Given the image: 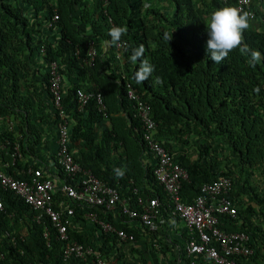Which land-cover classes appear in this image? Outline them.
I'll return each mask as SVG.
<instances>
[{
    "label": "trees",
    "instance_id": "trees-1",
    "mask_svg": "<svg viewBox=\"0 0 264 264\" xmlns=\"http://www.w3.org/2000/svg\"><path fill=\"white\" fill-rule=\"evenodd\" d=\"M229 6L236 7V1L0 0V143L8 141L9 149L1 154L0 164L9 163L2 170L28 178L23 171L30 161L25 158H41L43 144H56L60 116L50 90L49 64L57 60L62 105L70 122L69 146L76 160L116 186L122 198L131 196L130 204L138 195L158 196L160 216L168 228L160 233L164 241L174 237L173 227L181 219L172 215L166 191L154 173L156 165L144 163L149 153L143 123L126 96L131 83L151 105L159 141L189 174L182 185L184 201H193L206 182L231 178L233 188L228 196L236 202L238 213L235 218L219 215L220 226L225 231L248 233L254 252L234 258L239 264H258L264 252V60L251 67L249 57L239 50L220 64L207 56L209 15ZM56 13L59 18L48 26ZM256 20L250 19L243 42L264 56V29H259ZM113 26L127 28L121 39L126 43L121 60L110 42ZM166 32H173L169 44L163 38ZM92 41L97 51L93 60L88 55ZM133 48L143 49L141 58H131ZM143 60L154 71L148 80L137 83L134 76ZM80 90L100 92L106 115L99 111L95 98L84 111H78ZM15 141L24 157L13 165ZM53 160H57L56 151L47 162ZM54 167L60 179L70 180L59 165ZM0 192L4 201L0 210L4 258L0 264H98L95 254L86 260L73 256L65 261L64 243L50 224L37 222L36 211L14 192ZM60 193L54 195L57 208L63 200ZM64 200V205L75 209L68 225L70 238L101 252L108 264L117 258L121 264H149L150 254H172L196 263L203 258L188 256L186 246L192 235L187 227L179 230L177 240L172 239L175 250L161 240L151 249L130 246L114 233L100 232L85 218L92 208L65 196ZM99 214L137 238L145 229L118 210ZM88 223L92 229L86 231ZM47 226L49 238L44 236ZM153 237L160 238L151 232L149 239Z\"/></svg>",
    "mask_w": 264,
    "mask_h": 264
},
{
    "label": "built area",
    "instance_id": "built-area-1",
    "mask_svg": "<svg viewBox=\"0 0 264 264\" xmlns=\"http://www.w3.org/2000/svg\"><path fill=\"white\" fill-rule=\"evenodd\" d=\"M229 1V0H224ZM236 7L250 13V19L256 17V11L252 0H235ZM59 15H55L58 19ZM51 25V23H50ZM119 47L122 44L119 43ZM45 51V48H42ZM96 45L92 41L89 45V57L93 60L96 56ZM120 56V53L118 54ZM50 90L54 96V106L60 116L57 125V160L47 162L43 166L31 163L24 171L28 178L17 177L6 173L0 165V188L9 190L20 196L35 211V220L39 223L47 221L59 240L63 241V258L68 260L71 257L87 259L89 256H96L98 264H108L105 256L100 252H95L91 246H86L76 240H72L68 233V225L72 222L75 209L71 205H64V201H58L60 207H56L54 195L61 192L63 196L72 201L85 204L94 209L104 212H116L121 216H128L137 221L140 225L151 231H157L161 219V201L158 196L144 198L138 195L129 203L128 198H122L119 189L110 185L98 177L91 167L82 166L71 151L69 146V121L65 109L62 105L63 87L60 63L53 60L49 64ZM128 97L136 101L138 116L144 124L143 138L146 146L155 154L157 161L154 173L159 183L163 185L169 199L172 215L179 216L191 233V239L187 243V252L191 255H202L205 259L211 260L214 264H239L234 256L242 254L250 255L254 249L249 245L250 235L245 232L225 231L220 226V216L228 215L235 218L238 213L236 202L228 196L233 188V182L229 177H220L211 182L201 185L200 193L193 201L187 202L183 199L182 185L184 180H188L189 174L186 168L182 167L175 159V155L170 153L155 137L154 131L157 122L151 116V106L143 101L136 90L129 84ZM96 99L99 110L105 111L101 93L80 90L77 94L78 110L83 111L92 99ZM2 118V117H0ZM8 141L0 144L1 154L8 149ZM12 154V164H16L17 159H22L23 153L18 141L14 142ZM59 165L69 177V181L58 178L57 172L52 169ZM134 194L138 190L134 188ZM4 209L3 197L0 193V210ZM85 218L98 224L104 232H114L123 242L135 243V234L124 229L116 228L111 222L100 218L97 211L89 210ZM51 233L47 226L44 236L49 238ZM4 255L0 253V261Z\"/></svg>",
    "mask_w": 264,
    "mask_h": 264
},
{
    "label": "clouds",
    "instance_id": "clouds-1",
    "mask_svg": "<svg viewBox=\"0 0 264 264\" xmlns=\"http://www.w3.org/2000/svg\"><path fill=\"white\" fill-rule=\"evenodd\" d=\"M253 1V0H252ZM253 7L256 11V17L252 20H255L257 18V10L254 6V2H253ZM58 14V13H56ZM55 14V15H56ZM55 15L54 17L48 21V26H53L55 21L57 19H55ZM59 15V14H58ZM250 13H248L247 11H243L241 8L238 7H234V6H229V7H223V8H219L214 10L213 12L210 13L208 21L206 22V31H207V35H208V39L206 42V53L207 56L215 63V64H220L222 63L224 60H226L229 56V54L235 50H239L241 54H245L249 57L248 59V63L251 67H255L258 63H260L262 60H264V56H262L260 51H256V50H252L250 49L246 44H244L243 42V33L244 31H246L249 27H250ZM51 23V25H50ZM127 34V28L125 26H113L110 28L109 30V36H110V42L112 45H116V49H115V53L118 59H122L123 58V52H124V48L126 43L122 42L121 39L123 36H125ZM164 40L166 43L169 44V42L172 40L173 38V32L168 33L166 32L164 34ZM119 43L122 44V47H119ZM142 52L143 49L142 48H133L131 49V58L133 60L141 58L142 57ZM120 53V56H118V54ZM154 71L153 66L147 61V60H143L139 70L135 73V80L137 83H143L144 81L148 80L149 77L151 76V73ZM132 85L131 83L127 84V89H126V96L128 97V86ZM133 87V86H132ZM134 88V87H133ZM135 89V88H134ZM136 90V89H135ZM255 91H259V88L257 87L255 89ZM137 92V91H136ZM100 93V92H99ZM138 93V92H137ZM139 94V93H138ZM140 95V94H139ZM140 97H142L140 95ZM129 98V97H128ZM142 99V98H141ZM130 101L133 102V105L136 109V116H138V108L136 105V101L131 100L129 98ZM143 100V99H142ZM144 101V100H143ZM146 102V101H145ZM105 103V102H104ZM148 103V102H146ZM98 104V103H97ZM149 104V103H148ZM106 105V104H105ZM150 105V104H149ZM151 106V105H150ZM77 108H78V104H77ZM99 108V105H98ZM85 110V109H84ZM83 110V111H84ZM57 111V110H56ZM79 111V110H78ZM100 111V110H99ZM82 112V111H80ZM103 112L104 115H106V109L105 111H100ZM151 116H152V110H151ZM140 118V117H139ZM153 118V116H152ZM68 119V118H67ZM154 119V118H153ZM141 120V119H140ZM155 120V119H154ZM69 121V120H68ZM156 121V120H155ZM69 129H70V122H69ZM143 132H144V124H143ZM155 137L156 139L159 141L158 139V135H157V127L154 131ZM144 139V138H143ZM160 142V141H159ZM4 143V142H1ZM0 143V144H1ZM161 143V142H160ZM56 144H57V138H56ZM146 144V143H145ZM162 144V143H161ZM163 145V144H162ZM164 146V145H163ZM148 148V147H147ZM71 149V148H70ZM57 151H58V144H57ZM57 151H56V156H57ZM72 151V150H71ZM74 152V151H73ZM75 153V152H74ZM148 155H151L153 157H155L156 161L157 158L155 156L154 153L151 152V150L148 148ZM12 162V161H11ZM4 163V162H3ZM7 163V162H5ZM32 162H30L31 164ZM2 164V163H1ZM0 164V165H1ZM12 164V163H11ZM35 165V163H33ZM156 165V163L154 164ZM3 166H7V165H1V168H3ZM39 166V165H38ZM43 166V165H40ZM155 170V169H154ZM5 172V171H4ZM8 173V172H6ZM10 174V173H9ZM122 173L117 172V175H121ZM13 175V174H12ZM15 176V175H14ZM59 178V177H58ZM63 179V178H62ZM59 180H61L59 178ZM1 189V188H0ZM1 193V192H0ZM93 211H97L98 214L100 213V209H94L92 208ZM104 212V211H103ZM100 216V214H99ZM100 218H102L100 216ZM180 218V217H179ZM88 219V218H87ZM103 219V218H102ZM181 219V218H180ZM90 220V219H89ZM106 220V219H105ZM182 220V219H181ZM108 221V220H107ZM183 221V220H182ZM90 222H92L90 220ZM110 222V221H109ZM137 222V221H136ZM93 223V222H92ZM138 223V222H137ZM184 223V221H183ZM139 224V223H138ZM93 225H97L98 224H93ZM114 225V224H113ZM140 225V224H139ZM185 225V223H184ZM115 226V225H114ZM142 226V225H141ZM99 227V226H98ZM116 228H118L117 226H115ZM186 227V226H185ZM145 230L149 231V232H157L160 231V228L157 231H151L148 228L144 227ZM122 229V228H119ZM125 230V229H124ZM99 231L100 232H104L103 229L101 227H99ZM230 232V231H229ZM105 233H114V232H105ZM131 233V232H130ZM134 234V233H133ZM117 236V235H116ZM136 236V234H135ZM118 237V236H117ZM137 238V237H136ZM138 241V238L136 240L135 243H130L129 245L132 246H137L136 243ZM157 244V243H155ZM187 249V248H186ZM101 253V252H100ZM188 253V252H187ZM102 254V253H101ZM4 255V254H3ZM188 255L192 256V257H196L197 255H191L188 253ZM4 258V257H3ZM2 258V259H3ZM2 261V260H1ZM0 261V262H1ZM170 263L172 264L171 260H169ZM210 264H214L211 260ZM194 263V261H193Z\"/></svg>",
    "mask_w": 264,
    "mask_h": 264
},
{
    "label": "crops",
    "instance_id": "crops-1",
    "mask_svg": "<svg viewBox=\"0 0 264 264\" xmlns=\"http://www.w3.org/2000/svg\"><path fill=\"white\" fill-rule=\"evenodd\" d=\"M254 2V6L258 12V16H257V20L254 21V23L258 24V27L259 29H264V0H253ZM14 120V119H12ZM43 144V143H42ZM45 147L43 149L44 152H42L43 155H41L39 157H37L36 155H32L30 158H25V160H28L32 163H38L39 165H44L47 163V159L48 158H52L53 154L55 153V151H57V144H55L54 142H49L48 144H43ZM45 160V161H44ZM147 165H154L156 163V159L155 157L151 156V155H146L145 157V162ZM56 183H60V180L59 179H56L55 180ZM59 198H62L64 199V196L62 195V193H60V196ZM115 213V212H113ZM161 219H164V218H161ZM165 221H162L160 223V231L159 233L156 232V234H158L160 236V238L156 239V238H152L149 239V236L151 235V232L143 229L142 230V236L140 238H138V241L136 243L137 247H140V248H154L155 246V243H157L158 241L161 240V242L163 244H166L168 246L171 245V243L173 242L172 239L174 240H177L179 238V234H180V229H184L185 228V225L183 223L182 220H179L178 222H176V224L174 225L173 227V233H175V236L174 237H171L169 238L167 241H164L165 239V236L164 234H161L160 232H165L167 231L168 232V228L166 227V223H164ZM134 224H138L137 222L134 221ZM139 225V224H138ZM92 229L91 225L88 223L87 225H85V229L86 231ZM147 241H148V244H147ZM147 245V247H146ZM165 246V245H164ZM171 249L175 250L176 249V245H171ZM151 255V260H150V263L149 264H171L169 260H171L172 264H210V261H208L207 259H205L204 257L202 259H199L201 262H189L186 258H182V257H178V258H175L172 256V254H170L169 256L167 257H162L160 255H157V254H150ZM190 256V255H188ZM168 258V259H167ZM131 260V259H129ZM193 261V260H192ZM114 264H121V260H119L118 258L115 259L113 261ZM212 264V263H211ZM258 264H264V252L262 253V255L260 256V258L258 259Z\"/></svg>",
    "mask_w": 264,
    "mask_h": 264
},
{
    "label": "rangeland",
    "instance_id": "rangeland-1",
    "mask_svg": "<svg viewBox=\"0 0 264 264\" xmlns=\"http://www.w3.org/2000/svg\"><path fill=\"white\" fill-rule=\"evenodd\" d=\"M130 246H132V245H130Z\"/></svg>",
    "mask_w": 264,
    "mask_h": 264
}]
</instances>
